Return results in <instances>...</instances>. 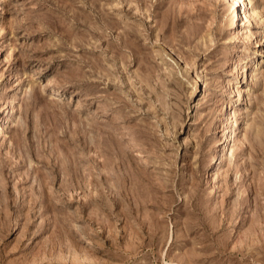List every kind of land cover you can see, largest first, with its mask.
<instances>
[{
	"label": "rangeland",
	"instance_id": "1",
	"mask_svg": "<svg viewBox=\"0 0 264 264\" xmlns=\"http://www.w3.org/2000/svg\"><path fill=\"white\" fill-rule=\"evenodd\" d=\"M245 2L0 0V264H264Z\"/></svg>",
	"mask_w": 264,
	"mask_h": 264
},
{
	"label": "bare ground",
	"instance_id": "2",
	"mask_svg": "<svg viewBox=\"0 0 264 264\" xmlns=\"http://www.w3.org/2000/svg\"><path fill=\"white\" fill-rule=\"evenodd\" d=\"M235 2H238V3H241V4H243V7H244V11H242L241 12V15H242V19H243V21L245 20H247L248 21V19H249V15H248V13H247V10L245 9V7L247 6L246 5V2H245V0H234ZM234 6H235V3H234ZM248 7V6H247ZM242 9V8H241ZM240 9V10H241ZM239 16V15H238ZM240 23V22H239ZM242 24V23H241ZM245 24V23H244ZM238 27V26H237ZM235 89V96L237 97V99H236V101H240L241 99H243L242 98V92H244L243 91V88L241 87V86H239V85H237L236 86V88H234ZM244 90H245V88H244ZM236 103V102H235ZM233 104V103H232ZM235 105V104H234ZM228 106V105H227ZM233 108V107H232ZM230 111H233V110H230ZM232 114V113H231ZM231 117V116H230ZM233 117V116H232ZM226 123V122H225ZM232 150L234 149L233 148V146H232V148H231ZM221 155V154H220ZM222 158V157H221Z\"/></svg>",
	"mask_w": 264,
	"mask_h": 264
}]
</instances>
